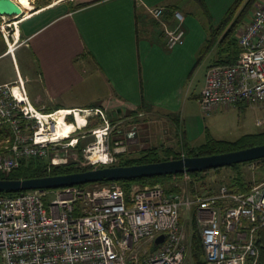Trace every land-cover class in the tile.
<instances>
[{"label":"built area","instance_id":"2783aa9c","mask_svg":"<svg viewBox=\"0 0 264 264\" xmlns=\"http://www.w3.org/2000/svg\"><path fill=\"white\" fill-rule=\"evenodd\" d=\"M164 10L156 6L149 13L159 19ZM173 18L176 27L163 33L168 48L184 41L183 14L173 11ZM237 43L233 63L206 69L199 105L207 114L240 102L264 107V0L253 8ZM36 111L41 112L18 72L13 82L0 84V118L11 131L0 149V174L16 169L22 160L45 157L49 148L60 144L74 148L90 136L93 140L82 146L79 165L110 166L127 150V134L136 130L132 125L124 137L112 140L121 121L112 122L102 107L71 108L65 120L77 128L58 137L54 115L60 109L44 113L47 119L38 118ZM76 113L85 119L82 127ZM91 119L101 123L83 131ZM263 123L264 114L256 119L258 126ZM60 163L58 156L50 160L51 165ZM180 209L185 220L192 214L190 219L197 224L204 264H256L257 230L264 226V179L246 192L222 185L205 196L167 191L158 184H132L126 194L115 181L0 194V264H183L190 244ZM160 234L164 239L155 248L140 251L141 241L154 245Z\"/></svg>","mask_w":264,"mask_h":264},{"label":"crops","instance_id":"0c3cea01","mask_svg":"<svg viewBox=\"0 0 264 264\" xmlns=\"http://www.w3.org/2000/svg\"><path fill=\"white\" fill-rule=\"evenodd\" d=\"M14 1L22 14L39 11L19 22L13 55L22 47L28 51L27 91L41 112L102 107L118 116L161 112L174 121L173 112L186 108V81L193 65L228 63L233 53L220 50L237 43L253 11L243 21L245 2L229 12L236 0H28L32 10ZM156 6L165 8L159 19L149 13ZM173 11L183 14L184 41L168 48L163 33L177 25ZM17 56L10 62L19 74L24 60ZM242 105L252 109L256 126L243 135L264 132V123L256 124L264 107L236 104ZM128 134L126 144L132 147L139 136L135 129Z\"/></svg>","mask_w":264,"mask_h":264},{"label":"rangeland","instance_id":"374dc122","mask_svg":"<svg viewBox=\"0 0 264 264\" xmlns=\"http://www.w3.org/2000/svg\"><path fill=\"white\" fill-rule=\"evenodd\" d=\"M260 1L261 0L252 1L247 6V9L245 8V10L242 12L243 21H247L251 10H253L256 4ZM13 18L14 17L11 16H0V82L13 81L16 79V71L10 61L11 58L14 59L17 54H15L16 56L14 55V57H12L11 54L2 56L3 53L8 50L6 39L4 38L3 34H7L8 39L12 41V36L15 32L14 25L11 24L12 26L5 27L6 24H10L13 21ZM3 27L4 29H2ZM2 51L4 52L2 53ZM27 55L28 51L22 47L18 51L17 56H20L21 59L24 60L21 61L22 64H18V67L21 73V78H24L26 90V84L28 83V81L24 75L26 72L29 73L28 66L30 65L26 62ZM207 67V63L201 62H198L197 64L195 63L193 65V70L190 72V76L188 75L186 81L185 90L187 92L185 97L187 100V105L184 111L173 112L177 117L176 121L166 118V116H164V113L161 112H159V114L149 113L138 115L135 117H131L128 115L118 116V114L107 112V115L109 119L112 120V122H115L117 120L121 121V124L118 125L111 133L112 140L124 137L121 135L123 134V132L129 130V128H131L130 126L134 125L136 127V132L139 138L135 143L131 142V144H133L132 147H128L126 144L127 150L124 152V157H136L141 149L151 147V145L158 147V149L171 147L177 153L185 154L188 147H199L200 145L205 143L208 137L214 138L216 140L234 141L244 133L253 130V127H256L254 124L255 119L252 113V109L247 108L246 105H242L241 107H237L236 105L218 107L213 109L208 114L201 109L197 96L202 89L203 77ZM30 86V89H32V85ZM30 100L34 105L31 97ZM173 113L172 115H174ZM97 121L98 120L96 119L89 120V125H87V127L83 129V131L94 127V124H97ZM98 122L99 124L101 123L100 121ZM0 123H2L1 118ZM6 140L4 143H0V149L3 145H5ZM92 140L93 138L91 136L84 140H80L74 148L64 147L61 144L49 148L47 151V155L44 158H46L48 160V163L50 164L51 158L53 156H58L61 160L60 164L73 163L76 167H86L79 165L80 162H82V160H80L81 148L87 141ZM246 143V147L262 144L263 138L259 137L257 139L248 140ZM111 145L113 144L111 143ZM158 156L162 159L166 157L165 152H163L162 150H159ZM116 162H118V159ZM237 170L241 171L246 184L250 185L251 187L254 184L260 183L264 179V160L260 162L245 164L243 163L239 165V168ZM235 174L236 170L233 169V167L226 166L222 167L219 171H210L208 173L200 175L194 180L189 179V177L182 176L173 179H165L155 184L160 185L161 187L165 188V190H169L171 186H174L178 189L179 192H183L184 194H187L189 196H205L207 194L215 192L222 185L226 186L229 189L232 183L231 180ZM133 184L143 185L141 183ZM180 214V219L182 221L183 218H185L183 209H180ZM188 216L189 217L185 220V223L188 234L187 243L190 244V246L188 247V250L186 252L183 264H194L189 256L191 252L190 248L192 246L193 236H199V230L197 228L196 222L190 219L191 217H193V215L189 214ZM152 248L153 243H147V241L140 242L139 249L141 252L145 250L151 251Z\"/></svg>","mask_w":264,"mask_h":264},{"label":"trees","instance_id":"16d2710c","mask_svg":"<svg viewBox=\"0 0 264 264\" xmlns=\"http://www.w3.org/2000/svg\"><path fill=\"white\" fill-rule=\"evenodd\" d=\"M252 1H255V0H247V1L236 0L234 6L230 8L229 12L230 13L233 12L235 8L240 7V5L244 4L245 2V4L243 5L241 9V12H243L245 8L247 9V6ZM225 36L226 38H229V41H230V38L233 37L230 32L226 33ZM222 42L224 43V41ZM4 51H2V53ZM220 51L226 55L229 53L230 54L233 53V56L227 60L228 63H233L236 60V56L238 55L239 46L235 41H233V42L227 43L226 46H222V49ZM223 64H226V63H223ZM96 125H99L98 121H97V124H94V126ZM10 136H11V131L9 127L3 122L0 123V143H4L5 140L8 139ZM259 137L263 138V143H264V132L257 133V134L242 135L234 141L216 140L214 138L208 137L205 143H203L199 147H194V148L188 147L184 155L185 156H200V155H208V154H213V153H221V152L237 150V149L245 148L247 144L246 142L248 140L257 139ZM159 150H162L163 152H165V155H166L165 158L163 159L159 158L158 156ZM117 156H118V162H116L114 165H122V166L181 158V154L177 153L171 147H165L163 149H158V147H147V148L141 149L139 154L136 157H124L125 156L124 154H117ZM263 160L264 158H261V159H257V160L245 162V163L260 162ZM241 164L243 163H238V164H234L230 166L236 170V174L233 176L231 180L232 183L229 187L230 191L246 192L250 188V185L246 184L241 171L237 170L239 168V165ZM90 168H93V167L91 166L76 167L74 166L73 163L50 165L46 158L34 157V158L22 160L20 165L16 169L9 172L8 174H0V179H24V178L41 177V176H48V175H59V174L76 172V171H82V170H86ZM221 168L208 169V170L196 171V172H187V175L189 179L194 180L200 175H203L210 171H219L221 170ZM182 176H183L182 173L181 174L177 173V174L142 177V178H135V179H123V180H117L115 182L122 185L124 192L127 194L129 193L130 186L133 183H141L143 185H146V184L154 185L155 183H159L165 179H173V178L182 177ZM108 182L110 181L102 180L100 182H95V183L105 184ZM89 184H93V183L79 184V186H86ZM167 191L177 192L178 189L174 186H171L169 190L167 189ZM19 192L21 191H18V192L0 191V194H4L7 196H13V195L18 194ZM256 244L259 247V257H258L256 264H264V226L260 227L257 230ZM155 247L156 246L153 245V248ZM190 251L191 252L189 256H190V259H192L194 264H204L203 249H202V244H201V240L199 236L197 235L193 236L192 246L190 248Z\"/></svg>","mask_w":264,"mask_h":264},{"label":"water","instance_id":"95a60500","mask_svg":"<svg viewBox=\"0 0 264 264\" xmlns=\"http://www.w3.org/2000/svg\"><path fill=\"white\" fill-rule=\"evenodd\" d=\"M22 14V8L14 0H0V16L16 17ZM264 158V143L237 150L213 153L200 156H184L157 162L112 165L90 168L59 175H48L24 179H0V191H24L31 189H54L71 185L100 182L102 180L117 181L204 171L208 169L231 166ZM164 239L160 234L154 239L158 245Z\"/></svg>","mask_w":264,"mask_h":264},{"label":"bare ground","instance_id":"6f19581e","mask_svg":"<svg viewBox=\"0 0 264 264\" xmlns=\"http://www.w3.org/2000/svg\"><path fill=\"white\" fill-rule=\"evenodd\" d=\"M60 1L61 0H57V2H60ZM18 2H20V4L26 10H32V6L28 2V0H18ZM37 12L36 11H26L24 14L18 15L13 18V21L11 22V24L14 25L15 27V33L13 34L15 41L13 43V41L9 40L8 38L6 39L7 46L9 47L8 53H10L13 57H14L13 55L14 48L16 47L15 43L18 42V38H19V29H18L19 22L26 20L27 18L31 17L33 14ZM21 80L23 81L22 78ZM13 92L17 96H19V90L16 85L13 86ZM67 114H69V111H67V109H61L54 115V118L56 120V127H55L54 134H56L58 137H67L69 136L70 133H72L77 128L75 123L72 124V123L66 122L65 117ZM75 115H76L77 124L79 125V127H82L85 124V119L78 113H76ZM36 116L41 119H47V116L44 115V113H41L38 111H36Z\"/></svg>","mask_w":264,"mask_h":264}]
</instances>
